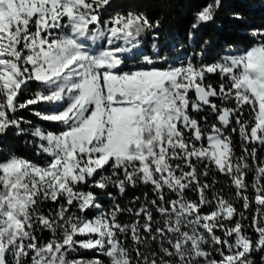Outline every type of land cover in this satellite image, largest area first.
I'll return each instance as SVG.
<instances>
[{
    "label": "snow or ice",
    "instance_id": "6c2138e0",
    "mask_svg": "<svg viewBox=\"0 0 264 264\" xmlns=\"http://www.w3.org/2000/svg\"><path fill=\"white\" fill-rule=\"evenodd\" d=\"M223 7L176 41L115 0H0V143L34 157L0 159V264H264V27L173 58Z\"/></svg>",
    "mask_w": 264,
    "mask_h": 264
},
{
    "label": "trees",
    "instance_id": "16d2710c",
    "mask_svg": "<svg viewBox=\"0 0 264 264\" xmlns=\"http://www.w3.org/2000/svg\"><path fill=\"white\" fill-rule=\"evenodd\" d=\"M115 2L118 5L117 10L139 9L153 20L160 19L162 25L160 31L163 35L170 39L175 38L176 41H182L193 21V13L206 0H115ZM236 11L244 14L249 26L264 27V0H224V7L221 9L216 22L203 28L197 34L196 44L190 41L184 43L183 47L177 44L173 49V58L179 56L184 59L185 55H191L197 44L205 39L211 40V44L205 52V59L209 61L222 53L225 44L233 43L241 50L249 47L250 41L246 36V26L237 25L228 19L229 14ZM217 24H222L223 27L218 28ZM165 55H168L167 49H165ZM23 114L28 119H35L26 113ZM10 152L28 159H34L31 145H26L23 140L12 136L4 138L0 143V159L6 158ZM249 194H252L251 187H249ZM131 195L132 193H129V197Z\"/></svg>",
    "mask_w": 264,
    "mask_h": 264
},
{
    "label": "rangeland",
    "instance_id": "374dc122",
    "mask_svg": "<svg viewBox=\"0 0 264 264\" xmlns=\"http://www.w3.org/2000/svg\"><path fill=\"white\" fill-rule=\"evenodd\" d=\"M27 115H29L27 112H25Z\"/></svg>",
    "mask_w": 264,
    "mask_h": 264
}]
</instances>
